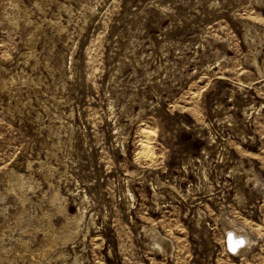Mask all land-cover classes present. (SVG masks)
<instances>
[{
  "label": "rangeland",
  "instance_id": "rangeland-1",
  "mask_svg": "<svg viewBox=\"0 0 264 264\" xmlns=\"http://www.w3.org/2000/svg\"><path fill=\"white\" fill-rule=\"evenodd\" d=\"M0 264H264V0H0Z\"/></svg>",
  "mask_w": 264,
  "mask_h": 264
},
{
  "label": "bare ground",
  "instance_id": "bare-ground-1",
  "mask_svg": "<svg viewBox=\"0 0 264 264\" xmlns=\"http://www.w3.org/2000/svg\"><path fill=\"white\" fill-rule=\"evenodd\" d=\"M232 231V233L228 234L229 241L227 238L225 242L226 244H228V249L230 248L233 252L236 251L240 253L243 249H245L246 245L249 243L248 237L245 234L238 232V229L236 228H233ZM242 244H244L245 246H243Z\"/></svg>",
  "mask_w": 264,
  "mask_h": 264
},
{
  "label": "built area",
  "instance_id": "built-area-1",
  "mask_svg": "<svg viewBox=\"0 0 264 264\" xmlns=\"http://www.w3.org/2000/svg\"><path fill=\"white\" fill-rule=\"evenodd\" d=\"M234 253V252H233Z\"/></svg>",
  "mask_w": 264,
  "mask_h": 264
}]
</instances>
